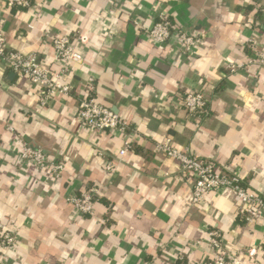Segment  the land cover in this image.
I'll return each mask as SVG.
<instances>
[{
  "label": "crops",
  "instance_id": "1",
  "mask_svg": "<svg viewBox=\"0 0 264 264\" xmlns=\"http://www.w3.org/2000/svg\"><path fill=\"white\" fill-rule=\"evenodd\" d=\"M8 3L0 0L8 50L34 53L59 71L51 41L68 36L83 60L60 78L70 94L57 93L44 106L39 87L0 61V236H14L0 264L204 261L213 228L231 252L255 248L264 264V221L245 224L218 193L189 207L188 178L154 149L169 137L218 170L238 172L248 190L264 197V67L250 63V43H264V0H33L27 9ZM155 9L196 45L182 53L175 36L150 41ZM228 64L239 68L230 72ZM201 88L208 114L197 124L181 101ZM87 93L128 129L81 125L77 103ZM22 144L62 163V173L22 160ZM109 160L112 172L104 167ZM88 186L100 198L93 215L82 216L67 199Z\"/></svg>",
  "mask_w": 264,
  "mask_h": 264
},
{
  "label": "built area",
  "instance_id": "2",
  "mask_svg": "<svg viewBox=\"0 0 264 264\" xmlns=\"http://www.w3.org/2000/svg\"><path fill=\"white\" fill-rule=\"evenodd\" d=\"M32 1L9 0L8 4L17 9H27L31 6ZM154 16L153 24L147 31V38L150 41L161 43L169 37L175 36L182 53H187L196 45L197 39L174 25L167 12L155 9ZM133 23L137 25L139 21L134 19ZM79 40L83 41L82 36H79ZM51 43L54 60L59 61L62 65L59 71L44 66L34 53L23 54L8 50L0 30V61L16 75L28 78L31 83L39 87V104L41 106L46 105L50 98L57 93L70 94L71 88L61 83L60 78L65 72H68L70 64L80 63L83 60V56L68 36L53 37ZM250 47L254 51L250 63L264 67V43L259 48L250 43ZM227 68L230 72H235L239 66L228 64ZM181 104L187 116L197 124L208 114V102L203 88L186 92L182 96ZM76 118L84 127L100 132L128 129L125 120L108 107L97 102L89 93L79 97ZM132 145L133 140L125 141L119 155H124ZM154 149L174 159L178 163L181 174L188 178L190 193L187 197V204L189 207L202 205L210 194L218 193L237 207L243 215L245 224L256 220L264 221V197L248 190L238 172L218 170L212 163L197 159L186 148L174 146L169 137L157 142ZM20 158L37 167L48 165L54 176H59L63 171L62 163L54 162L41 149L32 148L26 144H22ZM104 167L106 171L112 172L116 164L109 160ZM99 198L100 195L96 187L88 186L78 195H70L67 201L76 213L82 216H91ZM13 243L14 236L9 232H3L0 236V252L11 248ZM207 243L211 249L209 259L204 261L185 260L180 264H261L257 258V249L240 248L236 252H231L224 243L222 233L214 228L207 232ZM261 256L264 259V249Z\"/></svg>",
  "mask_w": 264,
  "mask_h": 264
},
{
  "label": "trees",
  "instance_id": "3",
  "mask_svg": "<svg viewBox=\"0 0 264 264\" xmlns=\"http://www.w3.org/2000/svg\"><path fill=\"white\" fill-rule=\"evenodd\" d=\"M245 185V184H244ZM246 187V186H245Z\"/></svg>",
  "mask_w": 264,
  "mask_h": 264
}]
</instances>
